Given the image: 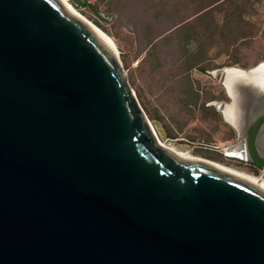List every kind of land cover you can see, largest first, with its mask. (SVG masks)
<instances>
[{"label":"water","instance_id":"95a60500","mask_svg":"<svg viewBox=\"0 0 264 264\" xmlns=\"http://www.w3.org/2000/svg\"><path fill=\"white\" fill-rule=\"evenodd\" d=\"M241 89L242 133L201 145L264 169V92ZM0 264H264V183L158 145L62 0H0Z\"/></svg>","mask_w":264,"mask_h":264},{"label":"rangeland","instance_id":"374dc122","mask_svg":"<svg viewBox=\"0 0 264 264\" xmlns=\"http://www.w3.org/2000/svg\"><path fill=\"white\" fill-rule=\"evenodd\" d=\"M113 41L159 138L179 151L250 174L262 168L201 144L237 140L216 102L215 71L264 61V0H69Z\"/></svg>","mask_w":264,"mask_h":264},{"label":"bare ground","instance_id":"6f19581e","mask_svg":"<svg viewBox=\"0 0 264 264\" xmlns=\"http://www.w3.org/2000/svg\"><path fill=\"white\" fill-rule=\"evenodd\" d=\"M78 17H80L82 20H84L86 23H88L94 30H96L100 35H102L113 47L117 54V49L115 48V45L111 38L101 29L99 28L95 23H93L91 20H89L87 17H85L82 13H80L71 3L69 0H62ZM222 84L226 88V92L228 96L231 98L230 102H216V104L220 103V111L225 118V120L233 127L235 130H237L239 133H242L245 126V113H246V101L247 96L246 93L241 89L242 83L248 82V84L252 85L254 88L259 89L260 91L264 92V61L259 63L258 65L251 67V68H242L237 66H229L225 67L222 70V77H221ZM153 131L155 133V141L158 145L169 149L175 154L186 156L189 158H193L196 160H202L207 163H211L214 165H218L221 167H225L228 169H232L235 171H239L241 173H244L246 175L252 176L255 179L261 181L264 183V169L262 168V174H250L241 170H238L236 168H233L231 166H228L226 164L206 159L203 157L195 156L190 154L189 152H182L174 148L173 146L163 142L157 132L155 131L154 126L151 124ZM259 145L264 146V128L260 132L259 139H258Z\"/></svg>","mask_w":264,"mask_h":264}]
</instances>
